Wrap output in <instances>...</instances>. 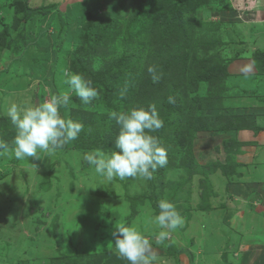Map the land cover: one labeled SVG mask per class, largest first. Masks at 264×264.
Segmentation results:
<instances>
[{
  "label": "rangeland",
  "instance_id": "obj_1",
  "mask_svg": "<svg viewBox=\"0 0 264 264\" xmlns=\"http://www.w3.org/2000/svg\"><path fill=\"white\" fill-rule=\"evenodd\" d=\"M254 11L264 18V0H0V139L11 144L15 136L10 104L38 105L53 95L69 94L61 115L84 125L75 141L51 156L0 157V256L7 259L0 264H65L63 255L84 243L93 248V264H128L115 251L113 233L116 225L139 221L157 228L143 227L158 256L155 264H198L192 241L177 231L170 234L175 240L156 242L161 229L149 222V210L158 214L164 199L186 215L192 205L189 210L179 203L188 204L201 186L211 187L215 169L195 168V158L208 164L198 158L202 146L196 140L207 142L209 151L231 142L220 141L210 112L216 97H228L224 78L235 44L257 18ZM263 31L264 25L256 26L257 33ZM149 66L160 73L156 83ZM71 74L90 80L98 98L84 105L66 82ZM170 96L175 103H168ZM151 104L164 121L151 133L167 149L164 177L158 168L152 180L107 182L83 155L114 150L119 127L111 112ZM217 105L214 110L222 109L221 101ZM194 233L191 227L189 234ZM103 246L112 254L103 253Z\"/></svg>",
  "mask_w": 264,
  "mask_h": 264
},
{
  "label": "crops",
  "instance_id": "obj_2",
  "mask_svg": "<svg viewBox=\"0 0 264 264\" xmlns=\"http://www.w3.org/2000/svg\"><path fill=\"white\" fill-rule=\"evenodd\" d=\"M254 13L253 17L257 18L252 19L251 29L235 44L231 56L234 61L224 78L228 97H216V105L210 112L212 126L215 130L221 129L220 141L226 142L228 137L231 142L226 146L220 142V148L215 146L209 151L207 142L201 138L196 140L202 146L198 148V158L202 157L208 164L202 166L195 158L197 166L194 165L199 171L215 169L214 174L208 175L211 187L207 184L200 187V194L204 192L203 196H207L204 207L198 206L201 203L198 191L187 197L188 204L179 203L183 209L192 205L190 213L186 214L191 216L181 211L183 224L175 231L192 241L190 252L198 264H264V31L256 32L257 25H264V18L261 11ZM219 101L222 109L214 110L218 109ZM215 130L214 134L210 132L217 137ZM217 171L221 175L215 173ZM219 175L221 185H217ZM200 178L198 175L195 179L200 181ZM183 190L181 187L177 193ZM146 226V222L139 221L138 227L144 234ZM191 227L195 228V235L189 234ZM147 229L154 232L157 228L149 225ZM170 237L175 240L173 234ZM199 243L203 245L198 247ZM97 246L94 243L95 249ZM73 248V253L63 255L67 256L65 264H93L90 259L93 253L89 252L93 248L86 243ZM103 248V253L109 252L105 246ZM195 253L200 255L199 260ZM1 258L7 262L5 257Z\"/></svg>",
  "mask_w": 264,
  "mask_h": 264
},
{
  "label": "clouds",
  "instance_id": "obj_3",
  "mask_svg": "<svg viewBox=\"0 0 264 264\" xmlns=\"http://www.w3.org/2000/svg\"><path fill=\"white\" fill-rule=\"evenodd\" d=\"M147 71L153 83L159 81L160 73L156 66H149ZM66 82L84 105L98 98L97 89L81 74H71ZM168 103H175L174 98L170 96ZM69 104L70 96L67 93L53 95L38 105L30 102L10 104L7 115L15 129V136L11 144L0 139V157L39 159L40 153L51 156L67 143L75 141L84 130V125L61 115L60 109L67 108ZM109 115L119 127L114 150L106 153L94 149L83 155V161L107 182L115 178L152 180L156 170L168 164L167 149L161 145L157 136L151 134L164 127L156 106L151 104L147 109L138 107L125 112L113 111ZM158 208L159 213L155 216H151L152 210H149V222L161 229L155 239L162 244L183 224V218L167 200H160ZM113 235L118 257L128 264H155L158 260L150 240L136 224L116 225Z\"/></svg>",
  "mask_w": 264,
  "mask_h": 264
},
{
  "label": "trees",
  "instance_id": "obj_4",
  "mask_svg": "<svg viewBox=\"0 0 264 264\" xmlns=\"http://www.w3.org/2000/svg\"><path fill=\"white\" fill-rule=\"evenodd\" d=\"M177 102H178V101H177ZM159 174H160L161 177H164V168L161 169V170H159ZM165 174H166V173H165Z\"/></svg>",
  "mask_w": 264,
  "mask_h": 264
}]
</instances>
